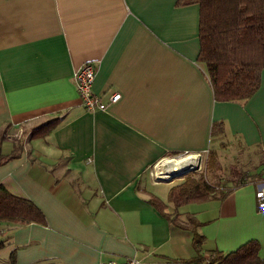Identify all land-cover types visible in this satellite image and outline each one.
Masks as SVG:
<instances>
[{
    "label": "crops",
    "instance_id": "crops-1",
    "mask_svg": "<svg viewBox=\"0 0 264 264\" xmlns=\"http://www.w3.org/2000/svg\"><path fill=\"white\" fill-rule=\"evenodd\" d=\"M198 35L196 0H0V185L45 218L0 223V264H196L250 241L264 262L255 200L264 74L248 100L216 102ZM88 62L97 66L94 95H120L103 111L86 112L72 80ZM53 119L54 130L33 136ZM215 122L240 133L243 150L262 143L258 168L221 201L175 209L148 170L206 155ZM191 231L203 238L199 253Z\"/></svg>",
    "mask_w": 264,
    "mask_h": 264
},
{
    "label": "trees",
    "instance_id": "trees-1",
    "mask_svg": "<svg viewBox=\"0 0 264 264\" xmlns=\"http://www.w3.org/2000/svg\"><path fill=\"white\" fill-rule=\"evenodd\" d=\"M183 4L190 0H182ZM199 6V54L204 65L216 102H239L251 98L260 87L264 74V0H196ZM59 119L47 121L33 131V136H45L54 130ZM214 124H221L215 122ZM214 127L211 131V136ZM209 151L206 156L210 155ZM220 167V168H219ZM223 167L213 166L207 178L194 180L186 173L184 180L167 192V203L173 208L208 201H221L231 188L220 185ZM222 171V172H221ZM236 174V173H234ZM238 176V174H236ZM216 180V181H215ZM219 180V181H218ZM241 184H245L242 182ZM152 203L159 209L165 204L156 197ZM187 221L193 220L187 217ZM15 225L44 224L39 209L25 198L11 195L0 185V223ZM174 220H172V223ZM195 224V223H194ZM192 232V243L199 253L203 238ZM260 247L250 241L231 253L214 252L206 260L197 257L196 264H264L259 258Z\"/></svg>",
    "mask_w": 264,
    "mask_h": 264
},
{
    "label": "rangeland",
    "instance_id": "rangeland-1",
    "mask_svg": "<svg viewBox=\"0 0 264 264\" xmlns=\"http://www.w3.org/2000/svg\"><path fill=\"white\" fill-rule=\"evenodd\" d=\"M206 77L208 79L207 73H206ZM234 131H235L234 128H230L226 124L224 126L223 122H221L220 125L214 124V131L211 136L212 148H211V153L208 157L206 155H203L202 158L199 159V165H197L198 163L195 160L194 156L185 155V157H179L176 160L193 157L192 160L195 163H189L190 165L188 167L193 165H197V166L192 170H187L188 171L187 173H190V175L194 180L199 179L200 176L207 178L206 173H204L205 172L204 167L205 169H207L208 177H210V173H211L210 168L213 166L221 165L224 171L223 172L221 171L222 173H220L221 175L220 185L225 188L237 186L240 183L244 182L245 179L253 177L251 176V173L253 172L254 169L258 168L257 149L262 143L259 142L260 143L259 144L258 142H256L254 145H252V147L249 148L248 151H246V149L243 150L242 149L243 142L241 140L243 137L241 136L240 133H234ZM166 158L171 159L172 157H166ZM166 161H171V160H165L163 162L160 161V163L158 164L156 163L152 167H150L149 170L153 171L155 165L157 168L159 167L161 168V166L163 167V164ZM234 173L238 174V176ZM185 174L186 173H184L183 176ZM245 175L246 178H244ZM181 176L182 175L174 178L173 180L167 183H163L166 181H159L162 184L158 187L159 191L157 193V196H159L161 199L165 198V194L170 188L174 187L175 185H178L184 180V178H182ZM239 177H241V180ZM207 180L213 183L211 179L207 178Z\"/></svg>",
    "mask_w": 264,
    "mask_h": 264
},
{
    "label": "built area",
    "instance_id": "built-area-1",
    "mask_svg": "<svg viewBox=\"0 0 264 264\" xmlns=\"http://www.w3.org/2000/svg\"><path fill=\"white\" fill-rule=\"evenodd\" d=\"M96 71H97V66L95 65V63L88 62L80 66L72 74V80L75 85L78 98L80 99L85 111L90 113H93L95 111H103L106 109L108 105L116 103L120 98L119 94H114L111 95L108 99V102L105 103L98 96L94 95L92 91V85L96 76ZM186 156H194L195 160L198 163L197 165H199V159L202 158L201 154L186 155ZM179 157H185V155L174 156L171 159L164 158L161 160L162 162L165 160H171V162L166 165V168L164 169L160 167L157 168L155 165L153 171L149 170L148 176L150 177L151 181L153 183H157L159 181H166L170 179L171 175L175 173L174 171H172L173 169H175V166L177 165V161L175 160ZM158 163H160V161ZM197 165H193L185 169L192 170ZM175 170L176 172L182 171V170L178 171V169ZM255 200H256V206L258 212L264 213V184L257 187V191L255 193ZM99 264H145V263H143V261L137 258H127L121 263H117L112 260H107V261H101Z\"/></svg>",
    "mask_w": 264,
    "mask_h": 264
},
{
    "label": "bare ground",
    "instance_id": "bare-ground-1",
    "mask_svg": "<svg viewBox=\"0 0 264 264\" xmlns=\"http://www.w3.org/2000/svg\"><path fill=\"white\" fill-rule=\"evenodd\" d=\"M192 159H193V157L175 160V161H177V165L175 166V169H178V171H181L185 167L187 168L190 165L189 163H195ZM170 162L171 161L164 162L163 167L161 166V168H163V169L166 168V165ZM172 166H174V165H172ZM175 169H173L172 171L176 172Z\"/></svg>",
    "mask_w": 264,
    "mask_h": 264
},
{
    "label": "water",
    "instance_id": "water-1",
    "mask_svg": "<svg viewBox=\"0 0 264 264\" xmlns=\"http://www.w3.org/2000/svg\"><path fill=\"white\" fill-rule=\"evenodd\" d=\"M187 172H188L187 169L182 170L181 172H175L171 175L170 179L166 180V182H169V181L173 180L174 178H176L180 175H183L184 173H187Z\"/></svg>",
    "mask_w": 264,
    "mask_h": 264
}]
</instances>
